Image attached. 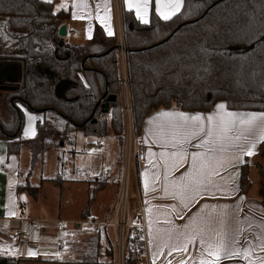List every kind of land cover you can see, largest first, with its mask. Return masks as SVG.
Returning a JSON list of instances; mask_svg holds the SVG:
<instances>
[{"label": "trees", "instance_id": "obj_1", "mask_svg": "<svg viewBox=\"0 0 264 264\" xmlns=\"http://www.w3.org/2000/svg\"><path fill=\"white\" fill-rule=\"evenodd\" d=\"M68 19L69 12L55 13L53 3L45 0H0V42L6 49L0 57L18 62L22 73L20 81L9 82L15 88L2 98L0 135L9 138V154L30 148L31 168L19 191L35 198L41 185L30 178L47 150L75 147L72 134L78 130L100 139L111 129L121 142L125 131L117 38L97 25L90 41L71 43L59 34ZM124 26L139 131L149 113L164 107L209 112L216 101L225 100L231 109L264 110V0H184L169 21L153 7L148 24L124 9ZM19 102L45 115L34 138L19 137L24 125ZM65 160L59 152L52 178L56 185L91 177L76 166L65 176ZM249 170L247 161L241 172L245 193L251 186ZM102 186L94 188L84 217ZM3 259L16 264L5 257L0 264Z\"/></svg>", "mask_w": 264, "mask_h": 264}, {"label": "crops", "instance_id": "obj_2", "mask_svg": "<svg viewBox=\"0 0 264 264\" xmlns=\"http://www.w3.org/2000/svg\"><path fill=\"white\" fill-rule=\"evenodd\" d=\"M46 1V0H45ZM53 11L55 13L60 11L69 12V19L66 20L63 24L67 25V40L71 43L76 44H85L90 41L93 37L94 30L97 25L101 26L104 32L107 34L108 30L111 29L113 32L112 36H115L118 39L119 35L124 37L125 35V26H124V9H128L127 0H52ZM79 5V6H78ZM99 5V7H97ZM155 5L153 3L152 8ZM183 8V7H182ZM182 10V9H181ZM134 11V10H133ZM152 13V9H151ZM83 17L75 18V17ZM151 19V14L149 16V21ZM75 31L76 33H70ZM89 32H91V38H89ZM108 35V34H107ZM118 42V40H117ZM6 49L4 45L0 42V55L5 52ZM0 63L3 64H14L16 63L20 69V65L16 61H9L2 59L0 57ZM9 73V72H8ZM7 73V75H8ZM4 71L0 70V79L3 80ZM8 81V80H6ZM2 82V81H1ZM13 87V86H12ZM14 89L6 88V91H12ZM2 98V95L0 96ZM220 103L226 105L227 111L237 112V113H264V110H245V109H231L227 101L218 100L214 103L212 110L209 112L201 111H191L184 110L177 107L169 108H159L157 110L149 113L144 120L143 127L140 132L145 136L146 151H145V160L142 162H137L138 175L137 178L133 175V180L131 178V183L133 184L134 192V206L135 210L139 207V192L146 205L147 219L149 225V237H150V257L153 264H178V261L181 259V254L173 253L171 256L168 255V248L161 245L163 243L162 237L165 230L168 229H185L188 226L195 227L198 224L205 222L206 214L209 212H220L224 211L229 216V221L237 213L239 219L244 221V218L247 216L253 225V231L264 232V163L260 160L261 150L264 145V141H259L256 144L254 149V155L251 157L244 156L243 163L229 165L227 171L221 169L220 175L215 177L216 184L223 190H228L229 188L233 189L231 194L228 196H205L202 197L195 204L191 205L188 209L183 210V218H179L174 213L176 209H171L172 215L169 216V219L172 220V224H166L163 222L164 213L166 211L165 206L177 205V207H182L179 201L173 199L170 195L165 196L162 189L163 187L172 179L179 178L181 174H187L191 172L192 169L190 164H184L179 168L178 171L170 172L169 169L173 163L170 156H160L161 152L171 153L174 149L170 145L161 147L158 143V138L160 135V125L164 123L163 119L155 120L154 117L164 111H174V112H183L189 115L195 114H212L216 106ZM20 108L24 113V125L20 134V138L31 139L34 138L38 131L40 125L44 121V113L42 111L31 110L28 106L22 102L18 103ZM1 113V111H0ZM28 115L37 116L38 119L32 122V127L34 129L35 135L25 136L24 132L28 127ZM149 120H153L152 124H149ZM166 134L168 130L165 129ZM109 135V134H108ZM107 136V135H106ZM105 136V137H106ZM126 136V128H125ZM94 138V136H91ZM18 138V137H17ZM166 138H170V134L166 135ZM94 140L98 141L99 148H104V145L100 143V139L96 137ZM9 142V138L2 137L0 135V235L5 237L4 228L6 225H9L11 230L22 228L25 231L29 232V236L24 239L15 237V241L8 242L3 244L2 250H0V257L11 258L16 264H118L117 263V254L114 249H109L106 246L105 239L93 229L89 224L78 223L79 220L84 219L89 216H95L96 218H103L107 212V209L115 202L117 194L119 191V184L115 181L121 175L123 165L120 161L121 154L118 156L117 169H114L113 166L108 167V171L103 168L102 172L98 174L95 179L91 177L88 178H73V179H64L62 186H58L52 181V176H45L44 172V163L41 161L34 167L30 181L33 185H41V189H44V186L54 185L60 188L61 195L66 193V190L69 187H72L75 184L84 183L88 184L90 187H97L101 182L103 186L96 190L93 198V202L90 204L86 217L82 214L87 210V205L77 214V217L69 219L62 215V205L59 206L55 211L49 210L48 207L43 203L42 197L39 192L38 198L32 196L28 191H19V184L25 179V174L31 168V150L28 146H23L19 154H5V144ZM195 143V141H193ZM95 145L94 142L89 141L87 146L88 149L93 148ZM56 150L57 154V164H56V174L58 173V155L59 149L53 147ZM50 148V149H53ZM49 149V150H50ZM151 149L155 155H153L152 160L155 167L148 164V151ZM47 150V151H49ZM62 150L66 152L69 151L67 146H64ZM198 149L189 147L188 151H197ZM76 151V149H75ZM122 153V150H121ZM29 158V162L27 160ZM67 157V156H66ZM27 160V161H25ZM227 157L218 155L216 159L212 161L213 168H219L221 164L226 163ZM248 161L249 163V175L251 179V186L249 191L245 193L241 184V172L242 166ZM40 169V171H39ZM154 171L159 172L160 174V183L157 185V190L155 192L149 191L145 192L144 183L147 179L149 183L152 182V174ZM145 172L148 173L145 176ZM38 173V178L34 174ZM101 179H100V178ZM114 185V194L111 198L107 199V202L101 205V200L105 198V193L108 192V188L111 190ZM94 190V189H93ZM112 199V201H111ZM98 200V205L97 204ZM100 200V201H99ZM89 201V199H88ZM216 206L215 208L205 209L204 205ZM101 205V206H99ZM151 209V212H149ZM10 213H15V215H10ZM71 220L75 226L74 230L78 236L76 239L77 244H81V249H77L74 254H71L73 251L71 247L69 248V254L58 253L57 250H63L66 248V244L71 246L74 243L69 239L67 243H64L63 237H59V240L63 241V248H59L58 245L53 244L51 248L49 244H40L35 246L32 238L35 234H41V232L47 233L51 231L54 227L49 225V223H56L58 233L62 227H65L66 224H62L61 221L65 223ZM151 220V226L149 221ZM160 221V223H157ZM241 227H245L244 236H248L249 232L246 228V224H242ZM9 228V229H10ZM151 232V235H150ZM41 236V235H40ZM244 236H241V243H243ZM99 243L98 256L95 259V250L92 251V247H95ZM54 249L51 251V249ZM34 251L37 254L35 256H29L28 252ZM157 253V255H154ZM58 254V255H57ZM256 255L264 256V253H256ZM89 257L94 259L89 260ZM3 264H6L3 259ZM224 264H244L241 260L235 259L231 261H225ZM253 264H259L258 260H253Z\"/></svg>", "mask_w": 264, "mask_h": 264}, {"label": "snow or ice", "instance_id": "obj_3", "mask_svg": "<svg viewBox=\"0 0 264 264\" xmlns=\"http://www.w3.org/2000/svg\"><path fill=\"white\" fill-rule=\"evenodd\" d=\"M46 2L51 4L52 0ZM153 3L155 14L164 21H169L180 13L184 0H127V7L129 11L134 10L136 17L142 23L148 24ZM107 34L113 35L111 29ZM37 119V116L28 115L25 136L35 135L32 122ZM153 119L164 121L160 125L158 143L162 148L170 145L174 149L171 153L159 154L162 157L170 156L172 159L173 163L169 171H178L184 164H190L192 169L186 175L181 174L179 178L170 180L162 189L165 196L170 195L182 205V207L165 206L163 222L169 225L173 223L169 219L173 214L171 209H176L174 214L183 218V210L188 209L202 197L230 195L233 189H221L216 184L215 177L220 175L221 169L227 171L229 165L243 163L244 156L254 155L257 142L264 141V113L241 114L227 111L224 103L217 105L215 111L209 115L164 111ZM148 123L152 124L153 120H149ZM165 129L168 130L167 134H170V138H166ZM189 147L198 150L189 152ZM153 155L155 153L149 149L148 164L155 167ZM218 155L226 156L227 161L219 168H213L212 161ZM147 175L148 173L145 172V176ZM159 183L160 174L154 171L151 184L147 179L145 180V192H155ZM215 207L204 205L205 209ZM151 223L150 220V226ZM242 224H246L248 236H244L245 227H241ZM241 236H244L243 243ZM162 240L161 248L167 247L169 256L173 253L181 254L178 264H224L225 261L235 259L241 260L244 264H253L254 259L258 260L259 264H264V256L256 255V253H264V232L253 231L251 220L246 216L244 221H241L238 213L229 221V216L224 211L209 212L206 214L205 222L195 227L165 230ZM36 254L34 251L28 252L29 256Z\"/></svg>", "mask_w": 264, "mask_h": 264}, {"label": "rangeland", "instance_id": "obj_4", "mask_svg": "<svg viewBox=\"0 0 264 264\" xmlns=\"http://www.w3.org/2000/svg\"><path fill=\"white\" fill-rule=\"evenodd\" d=\"M0 70L4 71V75H7L8 77H4L3 80L0 79L1 81H6L4 84H8L9 82L13 81H20L21 79V68L17 66L16 63L14 64H3L0 63ZM124 90L122 86V91ZM6 89H0V94L3 96L5 95ZM2 98H0V111L2 113V110L4 109L2 105ZM124 99V98H123ZM122 108L124 111V104L122 102ZM135 110V109H134ZM4 111V110H3ZM101 117V116H99ZM110 117V116H108ZM125 130V129H124ZM73 137L76 139L75 147L66 145L67 148H69V151L62 150L64 147L57 146L59 145V141L57 140L55 145L57 146V149H59L60 153L64 154V157L66 158L65 160V176H67L70 172L72 174V170L74 166H76L79 169L87 170L88 173L91 174V178L95 179V177L98 176L100 172H102L103 168L108 171V167L113 166L114 169H117V161H118V156L121 154V163L123 162V157L122 153H125L126 150V136H125V131L123 134L122 142L112 133L111 129L109 131V135L106 137L100 138V143L104 145V148H99L98 144L99 142L94 140L91 136L85 135L82 130H78L77 132L72 134ZM94 142L95 145L93 148L88 149V142ZM5 154L8 156V143L5 144ZM71 148L76 149V151H71ZM122 150V153H121ZM67 156V157H66ZM260 160L264 163V145L261 150V156ZM27 160L29 162V158L27 157ZM25 160V161H27ZM45 163H44V172L45 176H56V164H57V154L56 150L50 149L49 151L46 152L45 155ZM69 170V172H68ZM40 171V169H39ZM64 171V170H63ZM36 178H38V173L34 174ZM133 180V175L131 176ZM85 179L87 176L84 177ZM102 178V177H101ZM100 178V179H101ZM93 189L94 186H89L88 184L81 183V184H75L72 187H69L66 190V193L61 195L60 188L54 186L51 184V186H44V189H41L40 195L42 197V200L44 201L43 203L48 207L47 209L51 208V211H55L57 208H59L60 205H62V215L65 217L75 218L77 217V214L87 205L88 199L93 195ZM114 185L112 186V189L110 190L108 188L109 193H105V198L101 200V205H103L107 202L108 198H111V196L114 194ZM132 190H133V184H132ZM134 192L132 191V196H131V202H132V207L135 209L134 206ZM100 201V200H99ZM112 201V199H111ZM93 202V200H92ZM91 202V203H92ZM98 200L97 204L98 205ZM99 205V206H101ZM66 226L62 227L60 230V233H58L57 229V224L56 223H49V225L53 226L54 228L51 231H48L47 233L41 232V234L36 235V231H34L35 234L34 237L32 238L33 242H35V246H39L40 244H49V246L53 247V244L58 245V238L63 237L64 243L66 244L69 239L76 243V239L78 240V236L74 230L75 224L69 220V222L65 223ZM9 225H6L5 228L3 229L5 237L0 235V250H2V245L6 243V240L8 242L15 241L14 237V231L11 230ZM41 235V236H40ZM51 247V248H52ZM73 250L71 254H74V252L77 249H81V244H73L71 246L66 244V248L63 250H57L58 253L60 252L61 254H65L67 256L69 254V248ZM49 248V249H51ZM54 249H51L53 251ZM96 252L97 248L92 247V251ZM94 259L93 257H89V260Z\"/></svg>", "mask_w": 264, "mask_h": 264}, {"label": "built area", "instance_id": "obj_5", "mask_svg": "<svg viewBox=\"0 0 264 264\" xmlns=\"http://www.w3.org/2000/svg\"><path fill=\"white\" fill-rule=\"evenodd\" d=\"M70 33L75 34V31ZM120 71L123 90L124 123L126 128V150L122 153L123 169L115 181L119 191L115 202L107 209L103 218L89 216L78 223L89 224L105 239L106 246L114 249L118 264H153L150 257V237L146 205L139 192V207L133 209L131 176L137 178V162L145 160V136L139 131L130 87L126 33L118 36ZM101 116V115H100ZM65 224V221H61ZM14 235L20 239L29 236V232L19 228ZM143 237V239H141ZM63 248V241H58Z\"/></svg>", "mask_w": 264, "mask_h": 264}, {"label": "water", "instance_id": "obj_6", "mask_svg": "<svg viewBox=\"0 0 264 264\" xmlns=\"http://www.w3.org/2000/svg\"><path fill=\"white\" fill-rule=\"evenodd\" d=\"M67 33H68V31H67V25L63 24V25L60 27V29H59V34H60L61 36L66 37V36H67ZM7 88H9V89H14L15 87L9 86V87H7ZM107 108H108V103L105 105V111H107Z\"/></svg>", "mask_w": 264, "mask_h": 264}, {"label": "flooded vegetation", "instance_id": "obj_7", "mask_svg": "<svg viewBox=\"0 0 264 264\" xmlns=\"http://www.w3.org/2000/svg\"><path fill=\"white\" fill-rule=\"evenodd\" d=\"M5 82H8V81H3L0 83V89H6L7 87L11 86L9 83L4 84ZM0 96H1V94H0Z\"/></svg>", "mask_w": 264, "mask_h": 264}]
</instances>
